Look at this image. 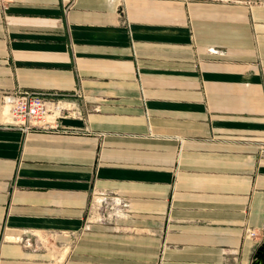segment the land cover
I'll use <instances>...</instances> for the list:
<instances>
[{
  "label": "crops",
  "instance_id": "obj_1",
  "mask_svg": "<svg viewBox=\"0 0 264 264\" xmlns=\"http://www.w3.org/2000/svg\"><path fill=\"white\" fill-rule=\"evenodd\" d=\"M18 89H81L82 114L11 128L2 95ZM102 191L128 215L88 221ZM263 249L264 0H0V264Z\"/></svg>",
  "mask_w": 264,
  "mask_h": 264
},
{
  "label": "built area",
  "instance_id": "obj_2",
  "mask_svg": "<svg viewBox=\"0 0 264 264\" xmlns=\"http://www.w3.org/2000/svg\"><path fill=\"white\" fill-rule=\"evenodd\" d=\"M83 91L73 93H43L31 90H15L2 95L1 106L5 123L11 128L22 132L31 130H58L60 119L74 110L81 115L80 107L72 106V97L83 98ZM129 213V203L125 198L106 191L95 193L88 221L105 222L124 217ZM255 232L250 235L255 236Z\"/></svg>",
  "mask_w": 264,
  "mask_h": 264
},
{
  "label": "rangeland",
  "instance_id": "obj_3",
  "mask_svg": "<svg viewBox=\"0 0 264 264\" xmlns=\"http://www.w3.org/2000/svg\"><path fill=\"white\" fill-rule=\"evenodd\" d=\"M106 192H108V193H111V195H113V191H106ZM114 220H111V221H105V222H113ZM97 223V222H96ZM101 223H103V222H101ZM52 237H44V239H42V241H43V243H42V245H50V242L51 241H53L54 240V235H51ZM63 251H65L64 249H61L60 251H59V255H60V253L61 252H63ZM262 253H264V249L263 250H261L259 253H258V255L260 256ZM60 257V256H59ZM253 261H256V259H254ZM63 262V260H61L60 259V261H59V264H61Z\"/></svg>",
  "mask_w": 264,
  "mask_h": 264
},
{
  "label": "water",
  "instance_id": "obj_4",
  "mask_svg": "<svg viewBox=\"0 0 264 264\" xmlns=\"http://www.w3.org/2000/svg\"><path fill=\"white\" fill-rule=\"evenodd\" d=\"M254 264H264L263 258L262 257L257 258Z\"/></svg>",
  "mask_w": 264,
  "mask_h": 264
},
{
  "label": "flooded vegetation",
  "instance_id": "obj_5",
  "mask_svg": "<svg viewBox=\"0 0 264 264\" xmlns=\"http://www.w3.org/2000/svg\"><path fill=\"white\" fill-rule=\"evenodd\" d=\"M259 257H262L263 258V260H264V253H262Z\"/></svg>",
  "mask_w": 264,
  "mask_h": 264
}]
</instances>
